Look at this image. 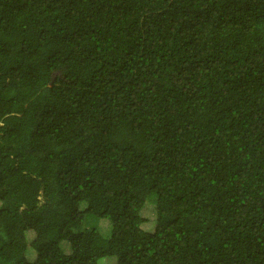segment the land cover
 <instances>
[{
  "label": "trees",
  "instance_id": "1",
  "mask_svg": "<svg viewBox=\"0 0 264 264\" xmlns=\"http://www.w3.org/2000/svg\"><path fill=\"white\" fill-rule=\"evenodd\" d=\"M0 264H264V0H0Z\"/></svg>",
  "mask_w": 264,
  "mask_h": 264
},
{
  "label": "rangeland",
  "instance_id": "2",
  "mask_svg": "<svg viewBox=\"0 0 264 264\" xmlns=\"http://www.w3.org/2000/svg\"><path fill=\"white\" fill-rule=\"evenodd\" d=\"M99 225L101 224V219H100V221H99V223H98ZM102 224H103V222H102Z\"/></svg>",
  "mask_w": 264,
  "mask_h": 264
}]
</instances>
